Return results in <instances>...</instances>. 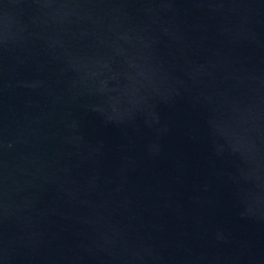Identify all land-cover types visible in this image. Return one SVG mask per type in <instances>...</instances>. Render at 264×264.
I'll list each match as a JSON object with an SVG mask.
<instances>
[{
	"label": "water",
	"instance_id": "95a60500",
	"mask_svg": "<svg viewBox=\"0 0 264 264\" xmlns=\"http://www.w3.org/2000/svg\"><path fill=\"white\" fill-rule=\"evenodd\" d=\"M0 264H264V0H0Z\"/></svg>",
	"mask_w": 264,
	"mask_h": 264
}]
</instances>
